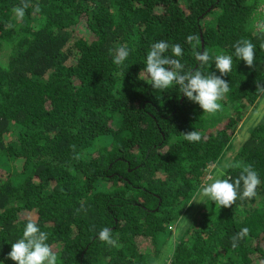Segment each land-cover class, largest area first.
Listing matches in <instances>:
<instances>
[{
	"label": "trees",
	"instance_id": "16d2710c",
	"mask_svg": "<svg viewBox=\"0 0 264 264\" xmlns=\"http://www.w3.org/2000/svg\"><path fill=\"white\" fill-rule=\"evenodd\" d=\"M263 1L28 0L17 21L13 8L21 0H0V261L15 264L7 254L34 213L57 264L257 259L264 116L248 128L236 163L223 167L232 179L244 165L254 168L260 178L255 204L237 199L219 208L193 199L201 182L209 183L203 178L208 163L231 147L238 112L260 97L264 30L255 20ZM189 35L197 39L189 43ZM239 40L255 46L252 68L234 55ZM159 41L182 47L185 71L220 75L214 57H233L232 71L222 77L230 91L221 110L203 113L175 87L161 92L148 84L146 54ZM122 45L130 52L117 66L113 56ZM204 50L213 60L201 67L195 56ZM192 130L201 134L199 142L184 139ZM188 203L197 206L195 216L180 224L176 215ZM105 227L114 245L98 238ZM243 228L247 236L233 247ZM164 235L167 251L161 243L155 247Z\"/></svg>",
	"mask_w": 264,
	"mask_h": 264
},
{
	"label": "clouds",
	"instance_id": "9594fccd",
	"mask_svg": "<svg viewBox=\"0 0 264 264\" xmlns=\"http://www.w3.org/2000/svg\"><path fill=\"white\" fill-rule=\"evenodd\" d=\"M29 7L28 0H21V3L13 8L14 17L17 21H22L26 9ZM39 6L34 8V12H39ZM257 18L255 20L257 28L264 30V1L257 5ZM195 35H189L187 41L191 43L196 40ZM234 55L242 60L249 68L254 66L255 46L249 40H239L234 45ZM129 48L120 46L115 49L113 63L117 66H123L129 56ZM183 49L179 44H169L167 41L154 43L146 54L145 68L143 77L154 90L164 92L169 88L175 87L180 94L188 101L197 104L203 113L213 115L221 110L219 101L223 100L230 91L228 82L222 77L227 76L232 71L233 57L231 55H216L214 57L215 72L208 74L200 70L185 71V66L181 62ZM195 59L202 67L213 60L207 50L197 51ZM256 91L264 94V85L256 82ZM184 139L189 143L199 142L201 134L195 130L184 133ZM219 159V158H218ZM217 159V160H218ZM208 163L213 170L215 177L209 175L210 183H205L199 189L197 195L199 201L205 198L218 205L219 208L231 207L237 199L252 200L257 196V188L260 184L258 173L251 165H244L240 175L235 179L224 175L222 171H217ZM210 171V170H209ZM208 171V172H209ZM224 175V176H223ZM227 178V179H226ZM193 201L198 202L196 198ZM248 229L243 228L232 238L233 247L236 243L247 236ZM49 233L41 231L35 220L28 219L26 222L22 237L11 244V250L7 258L15 264H57V254L47 243ZM98 238L109 245H114L115 241L111 236V230L107 227L99 232ZM0 264H3L0 261Z\"/></svg>",
	"mask_w": 264,
	"mask_h": 264
},
{
	"label": "rangeland",
	"instance_id": "374dc122",
	"mask_svg": "<svg viewBox=\"0 0 264 264\" xmlns=\"http://www.w3.org/2000/svg\"><path fill=\"white\" fill-rule=\"evenodd\" d=\"M80 23H83V18L79 19V23L77 24V27H79ZM69 63H71V60L67 61V64H69ZM259 96L260 97H258L257 100H255L251 104H248L246 107L242 108V111L238 112V115L240 116V121L238 122V124L235 128V131L233 133L232 139L230 141L231 147L228 150H225L216 162L212 163V166L215 169H217L218 172L222 171V167H227L233 163H236V161L232 162L234 152L238 149V146L240 145L242 140H244L246 138L248 128L250 126H252V123L254 121H257V119L264 116V94L261 93ZM226 104L228 106L232 105L230 103H226ZM234 113H236V112H234ZM86 152H88V151L85 150V153ZM209 175L215 177V175H217V174H214L213 170H211L210 166L208 165L206 173L204 174V177H203L204 180L208 179ZM1 177L2 176L0 174V178ZM210 182L211 181L209 180V183ZM201 185H203V182H201ZM197 193H198V191L195 193L196 199L199 201V197H198ZM194 202L196 203V201H194ZM252 204L254 205L255 202L253 200L249 201V207L250 208L252 207L251 206ZM195 207H197V206L194 205L193 203L192 204L188 203V204L184 205L178 211L176 216L179 218V220H181L180 224H184V220L190 219L192 217V214H193V216H195ZM33 215H30V217H33V218H28V219L35 220L36 214L34 213ZM142 240L144 241V239H142ZM169 241H170V238H169ZM160 243H161V247L165 248L167 251V246L169 245V243H168V239H167L166 235H164L162 237V242H161V240L157 241L156 246H155L156 249H158V247L160 246ZM141 245L144 247L143 243H141ZM164 252L165 251L163 250V253ZM154 263H157V262L155 261Z\"/></svg>",
	"mask_w": 264,
	"mask_h": 264
},
{
	"label": "flooded vegetation",
	"instance_id": "af4514ba",
	"mask_svg": "<svg viewBox=\"0 0 264 264\" xmlns=\"http://www.w3.org/2000/svg\"><path fill=\"white\" fill-rule=\"evenodd\" d=\"M264 234V225L260 226V229L257 232V235H255L254 238L257 239V246L260 248V250L258 251V258H252L251 261L248 264H264V251L262 246L260 245V241L263 242L264 245V235H262V237L260 238V233ZM253 239V238H252Z\"/></svg>",
	"mask_w": 264,
	"mask_h": 264
},
{
	"label": "water",
	"instance_id": "95a60500",
	"mask_svg": "<svg viewBox=\"0 0 264 264\" xmlns=\"http://www.w3.org/2000/svg\"><path fill=\"white\" fill-rule=\"evenodd\" d=\"M260 235V238L262 237V235H264L262 232L259 234ZM264 237V236H263ZM260 245L262 246V248H263V251H264V245H263V242L262 241H260Z\"/></svg>",
	"mask_w": 264,
	"mask_h": 264
}]
</instances>
